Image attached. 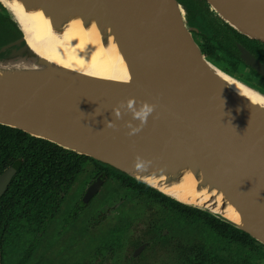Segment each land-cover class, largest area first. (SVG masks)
Listing matches in <instances>:
<instances>
[{
	"label": "water",
	"instance_id": "1",
	"mask_svg": "<svg viewBox=\"0 0 264 264\" xmlns=\"http://www.w3.org/2000/svg\"><path fill=\"white\" fill-rule=\"evenodd\" d=\"M11 1L41 12L54 29L79 21L84 31L95 28L101 40L111 38L130 83L50 64L30 50L19 29L21 37L0 47L1 126L106 165L264 246V108L216 71L264 94L205 58L179 0ZM203 1L232 31L264 45V0ZM235 46L239 60L264 80V66ZM145 104L152 107L146 120L134 118ZM138 157L145 169L135 167ZM13 173L9 168L0 175V195ZM147 179L165 188L190 184L197 201L207 198L182 202ZM96 192L94 182L82 201ZM228 207L239 223L220 212Z\"/></svg>",
	"mask_w": 264,
	"mask_h": 264
},
{
	"label": "trees",
	"instance_id": "2",
	"mask_svg": "<svg viewBox=\"0 0 264 264\" xmlns=\"http://www.w3.org/2000/svg\"><path fill=\"white\" fill-rule=\"evenodd\" d=\"M179 2L188 26L195 29L193 35L201 53L209 61L221 53L226 58L225 65L220 67L212 63L233 76L235 67L241 63L235 36L245 38L228 28L203 0ZM0 10L5 11L1 4ZM1 11L0 47L21 37L12 16ZM248 70L260 79L254 71ZM242 82L264 94V88L252 79ZM88 163L117 172L47 141L0 126V171L6 166L16 169L0 199V211L5 205H13V209L21 206L26 213L32 212L37 202L44 203L41 209L54 207L61 200L59 195L68 190ZM118 174L124 177L121 181L123 190L144 208L143 214L136 219L143 226L147 225L143 234L149 236L143 240L147 242L145 249L149 252L146 256L149 262L142 264H155L158 260L160 264H256L264 259V246L245 233L206 212L181 205ZM138 242L135 239L129 243L135 247Z\"/></svg>",
	"mask_w": 264,
	"mask_h": 264
},
{
	"label": "flooded vegetation",
	"instance_id": "3",
	"mask_svg": "<svg viewBox=\"0 0 264 264\" xmlns=\"http://www.w3.org/2000/svg\"><path fill=\"white\" fill-rule=\"evenodd\" d=\"M235 40L236 44L243 47L264 66L263 44H258L247 39L243 40L237 36H235ZM238 64L242 67V73H246L249 79H252L264 88V80L262 78L257 74L260 79L253 76L249 72L248 67L242 62ZM9 168H13L14 173L10 176L4 191L0 195V199L6 193L16 169L13 166H6L0 171L1 175ZM84 168L82 172L87 174V180L83 185L82 192L79 194L77 201L71 203L70 208L63 215L61 214L63 200L71 186L65 193L59 195L61 200L50 209H41L42 205H44L41 202H37L34 210L32 212L28 211L27 213L21 206L17 209H13V205L11 207L4 206L0 211V264H26V253L30 251L29 256H32L37 251L40 240L43 237L50 240L52 236L58 237L56 244L57 242H61L63 246L65 245V249L62 247V250H52V256L46 257L48 264H142L149 262L148 257H141L147 245V242L143 241L148 239V235L143 234L147 225L143 226L141 222H136L137 218L130 219L125 217L119 221V225L115 222L113 228H107L108 230H106L105 236L107 239L116 241L114 242L115 245L112 244L102 248L100 244L107 241L104 239L97 248L84 252V243L88 242L90 236L92 238L97 236L101 237V233L105 230L104 227L108 222L109 216L114 214L117 208L121 206L122 200H120L118 205L116 203L114 207L111 206L107 210H104V206H101L95 212H93L92 208H86H88L91 200L98 194L105 183L113 181L118 183L120 188L123 189L121 181L124 180V177L120 176L118 172L111 171L103 166L88 163ZM94 182L97 184V192L86 202H83L82 200L86 189ZM80 216L84 220L82 232L77 223ZM57 223L59 224L57 225ZM68 227H70V230L66 233ZM120 233L123 234V237L127 241L118 237ZM135 239H138L139 242L135 247H132L129 242ZM12 248L13 251L15 250L14 255L11 254ZM75 252H81V257L75 258ZM8 259L10 261H6ZM260 263L263 264L264 259H260L256 264Z\"/></svg>",
	"mask_w": 264,
	"mask_h": 264
},
{
	"label": "bare ground",
	"instance_id": "4",
	"mask_svg": "<svg viewBox=\"0 0 264 264\" xmlns=\"http://www.w3.org/2000/svg\"><path fill=\"white\" fill-rule=\"evenodd\" d=\"M1 1L11 12L15 23L23 33L26 45L36 56L50 64L85 77L130 83V77L111 38L101 40L95 28L84 31L79 21H72L63 29H54L41 12L25 10L11 0ZM216 74L232 90L246 97L251 103L258 101L254 104L264 108L259 102L264 98L253 94L220 72L216 71ZM145 181L182 202L201 204L207 198L202 197L197 201L199 197L192 192L190 184L182 185L179 182L176 186L165 188L157 186L156 180L147 179ZM213 210H217V207ZM220 212L231 222L239 223L237 214L230 207Z\"/></svg>",
	"mask_w": 264,
	"mask_h": 264
},
{
	"label": "rangeland",
	"instance_id": "5",
	"mask_svg": "<svg viewBox=\"0 0 264 264\" xmlns=\"http://www.w3.org/2000/svg\"><path fill=\"white\" fill-rule=\"evenodd\" d=\"M1 13L2 14H5V13L10 14L6 9L3 12L1 11ZM210 60H211V62H214L215 64H217L220 67L224 66L225 62H227L226 58L219 52ZM233 76L235 78L239 77L240 81L241 80L242 81H245V80L251 81V79H249V77L246 73H242V67L239 64H237V66L235 67V72H233ZM86 180H87V174L85 172L80 173L78 175V177L75 179V181L73 182V184L71 185V187L67 191L65 198L63 200V206L61 209L62 215L67 212L68 208H70L71 203H75L77 201L78 196L82 192L83 185H84ZM120 200H122L121 206L119 208H117V210L114 214H111V216H109L108 222H107L106 226L104 227L105 230L101 233V237L97 236L95 238H92V236H90L88 239V242L84 243V245H83L84 252L93 250L94 248H97V246L104 239H106L107 241L100 244V246H102V248L107 247V246L112 245V244L115 245L114 242H116V241H112L111 239H107L105 236L106 230H108L107 228H109V227L113 228L115 222L117 223V225H119V221H121L122 218L126 217V218H130V219H133V218L136 219V218H139L143 214L144 208L141 206V204L134 201L131 197V194L128 191L121 189L120 186L118 185V183H115L113 181L107 182L102 186V188L100 189L98 194L91 200V202L88 205V208H86V209L92 208L93 212H95L101 206H104L103 207L104 210H107V209H110L111 206L114 207L116 205V203L118 205ZM115 214H117V215H115ZM113 215H115V216H113ZM77 223H78V227L81 229V232H82L83 223H84L82 216H80ZM58 224L59 223H57V225ZM69 230H70V227H68L66 233H68ZM118 237H120V239L122 238L123 240L127 241L123 237L122 233H120L118 235ZM57 238L58 237L52 236L51 239L49 240L48 238L43 237L38 244L37 251L34 252L32 254V256L31 255L29 256L30 251L28 253H26V257L24 256L26 264H35V263H37V264H48V260H46V257L52 256V253H53L52 250H54V249H56V251L62 250V247L65 249V245L63 246L61 242H57V244H56ZM147 238H149V236ZM14 252H15V250L13 251V248H12L11 254L14 255ZM148 254H149V252L147 251V249H145L142 252L141 257L148 256ZM81 255H82L81 252H75L74 253L75 258H80ZM70 260H72V259L70 258ZM6 261H10V259H8ZM81 261H82V259H81ZM160 263H161L160 260H158L155 264H160ZM260 264H262V263H260Z\"/></svg>",
	"mask_w": 264,
	"mask_h": 264
},
{
	"label": "clouds",
	"instance_id": "6",
	"mask_svg": "<svg viewBox=\"0 0 264 264\" xmlns=\"http://www.w3.org/2000/svg\"><path fill=\"white\" fill-rule=\"evenodd\" d=\"M6 2V0H5ZM254 103L258 102V101H253ZM261 103L262 106H264V99H262L261 101H259ZM128 107L131 109L133 107V104L131 101H129ZM152 112V107L145 104L139 111H136L134 113V118H139L141 121L146 120L148 114H150ZM117 116H119V113H117ZM135 167L137 169H145L147 167V164L145 161H143L141 158H137V163L135 164Z\"/></svg>",
	"mask_w": 264,
	"mask_h": 264
}]
</instances>
